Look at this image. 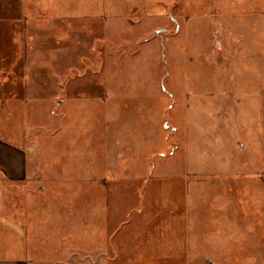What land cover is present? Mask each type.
<instances>
[{
  "label": "rangeland",
  "instance_id": "1",
  "mask_svg": "<svg viewBox=\"0 0 264 264\" xmlns=\"http://www.w3.org/2000/svg\"><path fill=\"white\" fill-rule=\"evenodd\" d=\"M26 1L60 47L39 91L10 81L0 95V140L37 166L23 187L0 178V245L29 264H264V0ZM118 106L123 158L107 126ZM145 120L164 128L152 166L158 149L174 164L113 176L110 160L142 151Z\"/></svg>",
  "mask_w": 264,
  "mask_h": 264
},
{
  "label": "crops",
  "instance_id": "2",
  "mask_svg": "<svg viewBox=\"0 0 264 264\" xmlns=\"http://www.w3.org/2000/svg\"><path fill=\"white\" fill-rule=\"evenodd\" d=\"M20 1H21L20 7H17L15 4V7L13 5L10 9L6 8V11L0 13V32L3 33L8 32L11 34H15L13 36L14 41H12V43L10 44L6 42L8 39L6 41L0 40V95L5 93L7 87L9 86L8 84L10 81L12 82L16 81L18 83H20L19 81H22L24 83L23 85L29 88L30 90L39 91L38 86H33L32 83H30L32 77L36 73V75L42 81L45 78L47 80L50 79L44 75H41L40 72H44L45 65L48 66V56L50 55L49 53H51V50L60 47V46H55L56 45L55 41L51 40V38L54 36L52 35V33H51V37L47 35L45 36V38L43 37L40 38V35L42 34L45 35L44 34L45 32L49 34L46 28H48V30L49 28L54 29L55 27H58V25L57 26L52 25L51 27L49 26V22L51 19L47 17L42 19L39 16V4L37 3L30 4L26 0H20ZM26 10H29L28 11L29 15ZM25 13L27 14L26 17H25ZM65 17L67 18V16ZM65 17L61 15V17H57L54 20V22L55 21L59 22L58 23L59 25L65 27L66 25L61 24L62 22H60L61 20H64ZM51 22L53 23V21ZM58 31L61 32L60 29ZM41 54H44L45 57H43ZM81 57L82 56L78 57L79 60L81 59ZM82 58L85 60L84 57ZM42 63H44V65L40 66ZM71 70L72 68H69V71ZM70 75L69 78H67L65 84L59 85V90L60 92L61 91L65 92L66 95L65 97H67L71 89L76 88V86L73 85L72 81L80 79L81 75L86 76V73L84 74L79 73L73 76ZM99 76L101 77L99 80V86L100 88H102V84L104 81L102 79V76L101 75ZM110 82L111 80H107L106 77L104 84L109 85ZM47 86L50 90L52 89L55 90V84L47 85ZM110 86H113V84H110ZM119 97H123V96H119ZM66 99L67 98L63 99L62 102L64 103ZM118 107H119L118 109L116 108L112 111L113 115H111L110 120L107 121L108 124L107 126H110V128L112 129L110 136L113 139H116L115 143L123 142V143H119L118 145L115 144L120 148L119 147L114 148L117 157L123 158L125 152L127 156V151H129L128 148L131 145V142L130 140L127 139L124 140L119 139L118 136H115L116 133L113 132V129L118 130V128H123L122 125L124 121L123 110L121 106ZM157 109H159L158 110L159 112L163 110L160 106H158ZM135 110L136 111H133L135 112L134 118L136 119L137 116L138 118H142L140 114L142 112L137 111V109ZM143 110L144 113L145 112L150 113L151 106L149 104L146 105L143 104ZM161 114L163 113L161 112ZM161 114L157 119L158 122H156L155 125L159 124L158 126H160L161 122L159 121L164 119V115ZM130 117L131 114H129V118ZM144 118L145 116L143 117V119ZM145 125L149 126L146 129L147 131L142 132L143 129L140 130L141 135L138 134L139 137H137L138 140H136L142 146V151L136 152L134 155L129 154L128 155L129 162L127 164L121 163V165H119L117 163L118 160H116L117 162L114 159L110 160V164L108 165L109 167L107 168H109L110 173H112L113 176L117 175L118 172L122 170L127 171L128 175L130 176H141V177L148 176V172L150 171V169H154V170L155 169L158 170L160 168L166 169L165 167L174 164L176 158H173L174 160H172L171 162L172 164L170 165L167 163L160 165L159 162L161 160L165 161L163 160L162 157L167 158L169 156L166 153H161L162 152L161 149H158L154 152L159 153L157 154V156H159L158 157L159 159L157 158L158 159L157 163L153 164L152 166L151 148L152 145H156V144L155 143L153 144L152 142L150 130H154V132H156V128L161 130H163L164 128L158 126L156 127L155 125L151 127L149 120H147V122L145 120ZM120 131L121 130H118V133ZM157 133L158 131L156 132V134ZM159 140H161V138H159ZM126 145H128V147ZM161 145L163 146V142ZM161 145L159 147H161ZM111 147L114 146L112 145ZM173 156L176 157V154L174 153ZM36 168H37L36 164L35 163L33 164V162L28 157L27 151L24 150L21 146L15 144L14 145L8 144L0 140V178L5 182L4 185L7 186L8 184H13L18 186L20 185L21 187H23L30 180L34 181L35 178H37L35 175H33L34 170ZM178 169H181V166H179ZM7 246L8 245H6L5 243L0 245V264H29V261L24 260V258L18 257L16 253L14 254V251L8 249ZM210 264H215V263L214 261L210 260Z\"/></svg>",
  "mask_w": 264,
  "mask_h": 264
}]
</instances>
